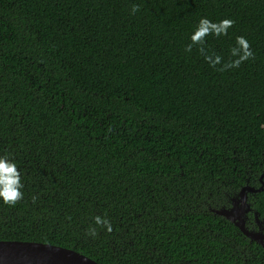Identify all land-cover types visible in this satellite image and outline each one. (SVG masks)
<instances>
[{"label": "trees", "instance_id": "1", "mask_svg": "<svg viewBox=\"0 0 264 264\" xmlns=\"http://www.w3.org/2000/svg\"><path fill=\"white\" fill-rule=\"evenodd\" d=\"M201 19L234 23L186 51ZM237 37L253 56L233 67ZM0 157L24 193L0 201V241L98 264H264L212 212L262 186L264 0H0ZM248 196L264 220V191Z\"/></svg>", "mask_w": 264, "mask_h": 264}, {"label": "water", "instance_id": "2", "mask_svg": "<svg viewBox=\"0 0 264 264\" xmlns=\"http://www.w3.org/2000/svg\"><path fill=\"white\" fill-rule=\"evenodd\" d=\"M264 175V174H263ZM264 183L260 188L243 187L237 196L231 200L228 209H211L217 216L223 217L248 237L250 242H256L264 249V227L257 219L254 211L258 231L246 229L248 214L252 212L248 202V194L264 191ZM253 213V212H252ZM262 230L263 233L260 231ZM0 264H98L87 256L71 249H65L49 244L21 241H0Z\"/></svg>", "mask_w": 264, "mask_h": 264}, {"label": "clouds", "instance_id": "3", "mask_svg": "<svg viewBox=\"0 0 264 264\" xmlns=\"http://www.w3.org/2000/svg\"><path fill=\"white\" fill-rule=\"evenodd\" d=\"M139 6L134 5L133 11H138ZM234 21L224 19L219 23L210 22L207 19L199 21L197 30L191 35V44L187 45L186 51H191L192 46L195 44H203L204 39L209 34H226L227 29L233 25ZM237 44L241 46L243 54L238 60L233 62V67H238L239 64L253 56L250 50V45L244 37H237ZM203 51V49H200ZM237 49H233L232 53L235 55ZM220 58L217 57L215 63H219ZM23 184L21 183L20 172L14 162H10L7 157H0V201L8 206H15L20 200L23 199L24 193L21 191ZM35 197H33V202ZM96 225L105 226L108 232L112 231L110 222L107 219H102L100 216L94 218ZM88 234L93 237L96 236V229L89 228Z\"/></svg>", "mask_w": 264, "mask_h": 264}, {"label": "bare ground", "instance_id": "4", "mask_svg": "<svg viewBox=\"0 0 264 264\" xmlns=\"http://www.w3.org/2000/svg\"><path fill=\"white\" fill-rule=\"evenodd\" d=\"M263 177H264V175H262ZM264 186V185H263ZM254 195V194H253ZM221 209H226V208H221ZM228 209V208H227ZM253 214H254V212H253ZM257 219L260 221V222H263L264 220H260L259 218H258V216H257ZM254 220H255V216H254ZM255 222H256V220H255ZM257 224V223H256ZM262 226L264 227V224H262ZM245 227H246V224H245ZM257 228H258V224H257ZM247 229V228H246ZM250 231H258V229L257 230H250ZM262 233H263V231L262 230H260Z\"/></svg>", "mask_w": 264, "mask_h": 264}, {"label": "flooded vegetation", "instance_id": "5", "mask_svg": "<svg viewBox=\"0 0 264 264\" xmlns=\"http://www.w3.org/2000/svg\"><path fill=\"white\" fill-rule=\"evenodd\" d=\"M263 176H261V178H260V182H262V184L264 183V180H263ZM258 229V228H257Z\"/></svg>", "mask_w": 264, "mask_h": 264}]
</instances>
